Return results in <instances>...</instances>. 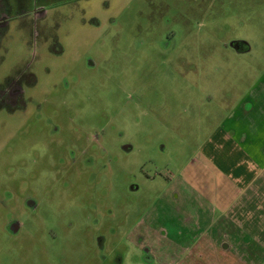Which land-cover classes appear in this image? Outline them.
<instances>
[{"label": "rangeland", "instance_id": "obj_1", "mask_svg": "<svg viewBox=\"0 0 264 264\" xmlns=\"http://www.w3.org/2000/svg\"><path fill=\"white\" fill-rule=\"evenodd\" d=\"M0 12V264H264L256 242L241 260L171 223L190 160L246 162L217 156L222 136L243 128L240 110L264 121V0H0ZM262 178L250 223L264 228Z\"/></svg>", "mask_w": 264, "mask_h": 264}, {"label": "crops", "instance_id": "obj_2", "mask_svg": "<svg viewBox=\"0 0 264 264\" xmlns=\"http://www.w3.org/2000/svg\"><path fill=\"white\" fill-rule=\"evenodd\" d=\"M252 115L255 118L254 110H245L244 112L240 110V114L235 116L234 121L240 126L242 125L243 128L238 132L235 129H230L228 136L226 134L222 136L221 140L225 143H221L220 154L217 155L222 154L226 158H233L234 149L237 148L243 151L242 158L246 162L242 160L239 162L228 161L229 159L225 161L217 159L215 156L214 160L213 158H206L201 164L200 154L197 158H192L188 163L192 168L184 172V175L186 174L184 181H178L183 183V185L181 184L183 190L173 191L172 199L180 204L181 209L177 210V213L174 212L178 215V218H175L176 222H174V218L171 221L174 225L183 223L194 228L195 233L190 244H194V242L200 244L201 242V247L214 245L221 247L223 252H229L230 247H232L233 252L241 260L250 261L253 252L247 250V245L256 242L261 248L264 247V228H261L259 224L252 225L250 223V219L253 217L252 211H255L256 221L263 219L261 213L263 207L252 205L250 198L253 194L252 189H254L253 181L255 183L260 180V177H264V144L262 140L264 139V128H262L264 121L260 116V122L254 123L255 120H253ZM249 117L253 121L247 122L246 118ZM231 118L233 119V117ZM214 135L216 132L213 133L202 149L208 145H213L214 148L220 145ZM259 143L262 145H258ZM223 162L225 163L223 164ZM241 167L247 171V175H244L245 170ZM231 168L233 169L231 170ZM250 174L254 175L250 177ZM164 207L165 205L162 204L155 209L156 214H154L152 222H159L161 218L160 213L157 212H160V208L165 209ZM167 207L169 206H166V209ZM185 208L193 211L190 217H186ZM184 234V232L180 233L179 236ZM183 240L181 239L178 243H182ZM240 246L245 250L243 253H237L235 250L236 247Z\"/></svg>", "mask_w": 264, "mask_h": 264}, {"label": "flooded vegetation", "instance_id": "obj_3", "mask_svg": "<svg viewBox=\"0 0 264 264\" xmlns=\"http://www.w3.org/2000/svg\"><path fill=\"white\" fill-rule=\"evenodd\" d=\"M3 13H4V12H0V29H1V30L5 29V27L7 26L8 21H9L8 16L5 15V13H4V14H3ZM7 18H8V19H7ZM237 49H238V50H241V47L238 46ZM124 150H127V147H124ZM131 188H132V187H131ZM131 190H132V191H137V187H133ZM26 202H27V205H28L30 208H32V209H35V208H36L35 203H33V202L31 201V199H27ZM157 207H158V206H157ZM157 207H156V208H157ZM156 208H154V209H156ZM92 209H93V208H92ZM9 225H11L10 228H11V232H12L13 234L18 233L19 228L21 227V225H20L17 221L12 222V223H10ZM175 246H177V245H175ZM143 250H144V252H147V253H148V251H149L148 248H146V247L143 248ZM152 261H153V260H152L151 256H150V259H149V258L146 259V262H147V263L152 262ZM175 264H176V263H175Z\"/></svg>", "mask_w": 264, "mask_h": 264}, {"label": "water", "instance_id": "obj_4", "mask_svg": "<svg viewBox=\"0 0 264 264\" xmlns=\"http://www.w3.org/2000/svg\"><path fill=\"white\" fill-rule=\"evenodd\" d=\"M240 46L241 47V50H238L237 47ZM230 47L232 49H234L237 53H240V52H247L249 50V47L248 45H246L245 43H242V42H231L230 43ZM129 148H127L128 150Z\"/></svg>", "mask_w": 264, "mask_h": 264}]
</instances>
